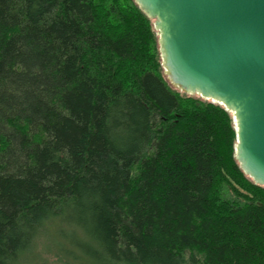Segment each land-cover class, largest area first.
I'll use <instances>...</instances> for the list:
<instances>
[{"label": "trees", "instance_id": "obj_1", "mask_svg": "<svg viewBox=\"0 0 264 264\" xmlns=\"http://www.w3.org/2000/svg\"><path fill=\"white\" fill-rule=\"evenodd\" d=\"M158 49L134 0H0V264H264L232 115Z\"/></svg>", "mask_w": 264, "mask_h": 264}, {"label": "water", "instance_id": "obj_2", "mask_svg": "<svg viewBox=\"0 0 264 264\" xmlns=\"http://www.w3.org/2000/svg\"><path fill=\"white\" fill-rule=\"evenodd\" d=\"M168 81L232 114L235 159L264 186V0H134Z\"/></svg>", "mask_w": 264, "mask_h": 264}, {"label": "rangeland", "instance_id": "obj_3", "mask_svg": "<svg viewBox=\"0 0 264 264\" xmlns=\"http://www.w3.org/2000/svg\"><path fill=\"white\" fill-rule=\"evenodd\" d=\"M156 34H157V32H156ZM159 50V49H158ZM160 59H161V57H160ZM161 68H162V70H163V74H164V76H165V78L167 79V77H166V75H165V72H164V69H163V66H162V63H161ZM168 80V79H167ZM169 82V81H168ZM170 83V82H169ZM170 86L172 87V88H174V89H176V90H178V91H180V92H182V93H184L183 91H181V90H179L177 87H174L171 83H170ZM184 94H187V93H184ZM188 95H193V94H188ZM193 96H196V97H198V98H201L200 96H198V95H193ZM201 99H203V98H201ZM203 100H205V99H203ZM207 101H209V100H207ZM211 102V101H210ZM212 103H215V102H212ZM217 104V103H216ZM229 112V111H228ZM230 113V112H229ZM232 115V114H231ZM234 124V123H233Z\"/></svg>", "mask_w": 264, "mask_h": 264}]
</instances>
